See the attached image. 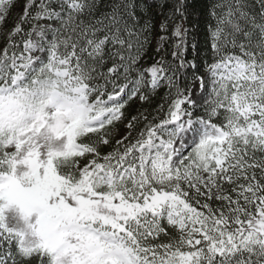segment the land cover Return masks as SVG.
<instances>
[{
  "label": "snow or ice",
  "instance_id": "6c2138e0",
  "mask_svg": "<svg viewBox=\"0 0 264 264\" xmlns=\"http://www.w3.org/2000/svg\"><path fill=\"white\" fill-rule=\"evenodd\" d=\"M189 7L0 0V264H264V0Z\"/></svg>",
  "mask_w": 264,
  "mask_h": 264
},
{
  "label": "trees",
  "instance_id": "16d2710c",
  "mask_svg": "<svg viewBox=\"0 0 264 264\" xmlns=\"http://www.w3.org/2000/svg\"><path fill=\"white\" fill-rule=\"evenodd\" d=\"M175 2V0H149V3L153 6V12L155 14V22L158 23L160 20L164 19V15L170 14L171 5ZM185 2L190 6L189 12L190 15L188 19L185 20L184 26L188 29V40L191 43H195L198 45L201 55H204V50L206 48V40H207V25L208 19L205 12V5L209 3V0H185ZM163 5V7H161ZM18 13L13 10L12 15L16 16ZM177 22H179L177 20ZM153 47H155V41L153 42ZM191 58V56H189ZM160 96H163L164 92H166L165 88L159 90ZM159 99V97L157 98ZM134 108H138L139 105H134Z\"/></svg>",
  "mask_w": 264,
  "mask_h": 264
},
{
  "label": "rangeland",
  "instance_id": "374dc122",
  "mask_svg": "<svg viewBox=\"0 0 264 264\" xmlns=\"http://www.w3.org/2000/svg\"><path fill=\"white\" fill-rule=\"evenodd\" d=\"M15 12H16V13H18V10H17V9H15Z\"/></svg>",
  "mask_w": 264,
  "mask_h": 264
}]
</instances>
